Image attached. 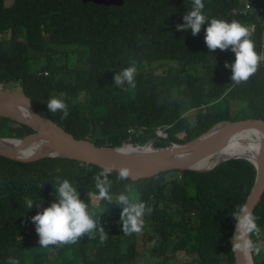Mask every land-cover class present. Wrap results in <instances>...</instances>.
<instances>
[{
  "label": "trees",
  "instance_id": "obj_1",
  "mask_svg": "<svg viewBox=\"0 0 264 264\" xmlns=\"http://www.w3.org/2000/svg\"><path fill=\"white\" fill-rule=\"evenodd\" d=\"M203 3L209 18L254 24L259 50L263 30L255 9L239 13L240 0ZM191 7V0H0V83H17L37 113L100 146L152 140L165 146L220 120L264 119V62L247 82L233 84L224 65L234 53L209 52L206 24L195 36L177 29ZM130 65L137 68L134 84L116 87L114 75ZM53 96L67 104L66 119L48 111L45 102ZM31 132L0 118L1 137ZM102 170L62 156L19 161L0 155V264L9 258L19 264H233L232 214L252 187L250 161L229 158L206 171L171 169L135 180H119L114 172L108 177L113 204L91 196ZM57 177L77 187L106 239L98 224L75 244L40 247L31 217L55 202ZM120 193L152 209L140 233L122 232L121 208L114 204ZM27 199L40 205L27 210ZM252 213L258 231L249 238L254 245L260 240L264 253V192Z\"/></svg>",
  "mask_w": 264,
  "mask_h": 264
},
{
  "label": "clouds",
  "instance_id": "obj_2",
  "mask_svg": "<svg viewBox=\"0 0 264 264\" xmlns=\"http://www.w3.org/2000/svg\"><path fill=\"white\" fill-rule=\"evenodd\" d=\"M191 2V9L182 16L184 23L178 24L177 29L181 31L191 29L192 35L195 36L200 32L201 26L206 24L204 42L209 52L212 53L216 49L221 51L230 49L234 53L235 59L230 65L225 62L224 67L231 69V82L233 84L247 82L258 71L260 64L264 62V57L257 52L255 41L252 38L253 27L235 19L227 21L220 18H209L203 12V0H191ZM136 73L135 65L124 68L114 75V85L122 88L125 84H134ZM45 103L49 112H61L62 119L69 116L68 106L63 99L53 96L48 98ZM25 111L29 117H32L26 108ZM114 172L118 174L119 180H127L130 177V170L126 167L117 169L115 166H105L99 175L93 177L97 191L91 196L97 202L100 203L103 200L108 204H113L112 181L108 177ZM53 189L56 193L55 202L31 217L39 237L40 247L75 244L81 238L92 234L98 224L101 238H107L100 219H96L89 212V204L79 198L77 187L70 180L57 177L56 187ZM114 204L121 208L122 232L128 235L140 233L144 225L143 217L152 211L146 202L120 193ZM25 205L27 210H31L34 205L39 206L40 204H34L32 199H27ZM232 216L236 222L238 233L233 237L234 249L239 251L255 249L254 243L247 237L258 231L257 217L246 204L238 206ZM7 264H19V260L9 258Z\"/></svg>",
  "mask_w": 264,
  "mask_h": 264
},
{
  "label": "water",
  "instance_id": "obj_3",
  "mask_svg": "<svg viewBox=\"0 0 264 264\" xmlns=\"http://www.w3.org/2000/svg\"><path fill=\"white\" fill-rule=\"evenodd\" d=\"M86 1V0H83ZM94 3L104 5L121 4L123 0H89ZM20 103L23 106L22 113L14 110L12 103ZM12 108V109H11ZM25 108L32 117H29ZM24 111V112H23ZM0 118L11 123L26 126L33 130L29 135L36 136L39 134H52L56 139L50 141L46 148L50 151H40L28 156L15 155V148L0 149V155L19 161H32L42 157L62 156L86 163L97 165L101 168L105 166L126 167L130 170V179L135 180L143 177H150L160 171L171 169L186 170L192 169L197 171H205L210 167L199 168L197 164L200 161L208 160L221 152L226 138H233L234 135L243 128L257 127L262 133V137L258 143V148L254 156V160L246 156L230 155L226 158H244L252 162L254 165V181L252 187L243 204L253 211L255 205L260 200L264 192V119L261 117H247L238 120L224 119L217 121L211 125L206 131L198 134L194 138L186 142H172L165 146L154 147L149 142L155 152L141 159L131 158L122 155L116 150L120 147H112L107 145H96L88 139H76L70 132L66 131L62 126L53 122L50 118L37 113L33 107L30 98L23 90H7L0 89ZM27 137V136H26ZM2 138V137H1ZM5 139L14 140V138L4 137ZM25 138V137H24ZM64 141L66 145L59 143ZM22 142L26 141L20 140ZM71 148L72 150H70ZM67 149V150H66ZM217 164V163H216ZM212 168V167H211ZM238 235L236 231V222L234 223L231 233V252L233 254V264H249L246 260V251L235 250L233 247V237ZM253 264V263H252Z\"/></svg>",
  "mask_w": 264,
  "mask_h": 264
},
{
  "label": "bare ground",
  "instance_id": "obj_4",
  "mask_svg": "<svg viewBox=\"0 0 264 264\" xmlns=\"http://www.w3.org/2000/svg\"><path fill=\"white\" fill-rule=\"evenodd\" d=\"M12 104L16 106V108L12 107L14 110L20 111L22 113L23 110L22 104L16 102H13ZM29 134L24 135L22 138L14 139V140L5 139L4 137L1 138L0 136V149L15 148L16 149L14 152L15 155L26 157L28 155H33L34 153H39L40 151H43L45 149H46L45 151L47 152L50 151V149L49 148L47 149L46 146L50 141L56 139V137H54L52 134H45V135L39 134L36 136L34 135L31 136ZM261 137H262V133L259 128L257 127L243 128L242 130L238 131L233 138L229 139V136L226 138L227 140H225L223 144H227V145L223 147L220 153H218L217 155L213 156L208 160L200 161L197 164V167L199 168L211 167L216 162H219L220 160L230 155L246 156L254 160V156L257 151L258 143ZM24 139H26V141L24 142L20 141ZM59 143H61L62 145L63 144L66 145V143H64V141L62 140H59ZM117 147H120L119 149L116 150L117 153L120 152L124 156L137 158V159L147 157V155L152 154L156 150L147 144H132L130 142H123L120 146ZM69 149L72 150L71 148ZM247 238L250 239L249 235ZM246 260L247 262H249V264L253 263L251 259L250 251H246Z\"/></svg>",
  "mask_w": 264,
  "mask_h": 264
},
{
  "label": "rangeland",
  "instance_id": "obj_5",
  "mask_svg": "<svg viewBox=\"0 0 264 264\" xmlns=\"http://www.w3.org/2000/svg\"><path fill=\"white\" fill-rule=\"evenodd\" d=\"M258 53H260V47H259V50L257 51ZM46 73V72H45ZM3 88V89H7V90H14V91H17V90H20V87L17 85V83H14L12 81H9L7 83H0V88ZM186 113L190 114L191 113V110L187 111ZM190 115H193L192 113ZM156 135L159 136V137H162L164 138L166 133L163 129L161 128H157L156 129ZM77 139V138H76ZM149 142H152V145L154 147H161V146H156L153 144V140L152 141H149ZM148 143H146L147 145H150ZM172 143V142H171ZM177 143H180V142H177ZM150 145V147L152 146ZM153 148V147H152ZM222 161V160H220ZM218 163V162H216ZM216 163L214 165H212L211 167L215 166ZM210 167V168H211ZM209 170V169H208ZM206 171V170H205ZM94 199V198H93ZM94 201L96 202V200L94 199ZM32 237V234L29 235ZM250 240H251V237H250ZM252 241V240H251ZM259 248L261 249V251H259ZM250 254H251V259L253 261L254 264H264V253H263V245H262V242L259 240L256 244H255V249L251 250L250 251ZM179 255V258L182 259L183 256L181 255V253L178 254Z\"/></svg>",
  "mask_w": 264,
  "mask_h": 264
},
{
  "label": "built area",
  "instance_id": "obj_6",
  "mask_svg": "<svg viewBox=\"0 0 264 264\" xmlns=\"http://www.w3.org/2000/svg\"><path fill=\"white\" fill-rule=\"evenodd\" d=\"M240 2L241 5L238 9L239 13L251 14L254 9L256 10L258 21L263 30L259 54L264 57V0H261V4L257 3L259 0H240ZM250 26L254 29V24H251Z\"/></svg>",
  "mask_w": 264,
  "mask_h": 264
}]
</instances>
